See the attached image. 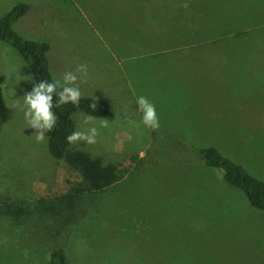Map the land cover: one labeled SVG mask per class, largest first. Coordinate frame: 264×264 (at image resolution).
<instances>
[{
	"label": "rangeland",
	"instance_id": "374dc122",
	"mask_svg": "<svg viewBox=\"0 0 264 264\" xmlns=\"http://www.w3.org/2000/svg\"><path fill=\"white\" fill-rule=\"evenodd\" d=\"M21 1L32 8L30 23L16 26L20 36L44 42L51 31H33V23L64 20L56 41H70V54L104 68L111 86L134 97L109 104L114 117L89 125L84 112L72 115L75 130L94 126L99 135L70 150L127 169L103 192L76 194L86 187L80 174L49 155V133L37 142L25 122L29 66L0 43L1 55L11 51L0 75V264H47L53 251L66 264H264V211L199 153L214 147L264 182V0ZM185 2L182 15L174 11ZM208 15L214 20L202 27ZM223 20L233 30L222 35L229 26ZM176 29L182 44L164 49L162 32ZM139 96L156 106L155 131L142 123ZM183 123L195 125L186 134L194 141H178ZM43 202L58 213H40ZM16 207L26 213H7Z\"/></svg>",
	"mask_w": 264,
	"mask_h": 264
},
{
	"label": "trees",
	"instance_id": "16d2710c",
	"mask_svg": "<svg viewBox=\"0 0 264 264\" xmlns=\"http://www.w3.org/2000/svg\"><path fill=\"white\" fill-rule=\"evenodd\" d=\"M29 9L30 6L28 4L19 3L0 18V42L11 46L26 61L33 76L34 83L40 80H48L51 82L53 79L49 73L47 59L48 44L46 42L25 39L13 29V23L23 17ZM224 13L227 14L226 12H222V14ZM213 20L214 18L208 15L201 23L202 27L206 22H212ZM220 21L216 20L214 22L218 24ZM224 23H228L229 26L226 30L220 31L222 35L233 30L230 28L232 26L230 21H224ZM206 26L209 27L208 25ZM213 28L214 32H216L217 28L215 24ZM212 31L209 28L207 34L209 35ZM199 36L197 40H205L206 36L201 38ZM56 99L54 97V101ZM93 104L96 106L95 108L91 107ZM53 111L57 115L58 120L56 128L47 137V150L52 158L55 160H63L70 169L77 171L86 183L85 189L75 190L76 194L82 193L83 191L100 193L120 181L127 172L126 168L119 165H105L101 158H94L87 152L81 150L72 151L70 150L71 144L66 141L67 135L75 131V123L72 115L76 111H82L96 118L111 117L112 113L106 102L99 99L81 97L79 105H73L71 103L59 105ZM199 153L201 160L207 167L221 170L225 182L243 191L252 207L264 211L263 181L256 179L248 174L243 167L223 157L214 147L203 148ZM39 211L40 213L46 214L58 213L56 207L45 204L44 202L41 204ZM7 213L14 217H19L24 215L26 210L20 207L8 208ZM47 264H66L63 252H51Z\"/></svg>",
	"mask_w": 264,
	"mask_h": 264
},
{
	"label": "crops",
	"instance_id": "0c3cea01",
	"mask_svg": "<svg viewBox=\"0 0 264 264\" xmlns=\"http://www.w3.org/2000/svg\"><path fill=\"white\" fill-rule=\"evenodd\" d=\"M21 2H22L21 0H0V18L5 13H7L9 10H11L14 6H16L17 4H19ZM34 6H35V3H34ZM34 6H33V8H34ZM31 8L32 7H30L28 12L23 17L19 18L17 21H15L13 23V29L15 31H16V26L21 25L20 23H22L26 26L25 21L29 22L27 20V17L31 11ZM174 11H177L182 15L184 9L182 6L180 8L174 7ZM62 21H64V20L59 19V18H51L48 21V24L45 28H42L40 26V24H41L40 21H38L37 24L33 23L34 26L32 28H30L33 31H39V30L51 31L50 37H44L42 39L44 40V42H46L48 44L47 59H48L49 73L51 75V78L53 80H61V82H62V77H63L65 72L72 71V72L76 73V68L78 65L82 64V61L88 62L85 58L79 57L76 54H74V55L70 54V53L75 52V50L72 49V47L70 45V41H64V40L63 41L62 40L56 41V38L59 37L60 30H63L61 27ZM38 24H39V26H37ZM162 34L169 37L167 40H164L165 42H160L163 45L166 44V46L163 47L164 49L171 50V48H174L175 45L182 44L183 38H182V35L178 33L177 29L174 32H166L165 31V32H162ZM49 38H51L52 40H54V39L55 40L49 41ZM176 38H180L181 42L178 43ZM0 43H3V42H0ZM4 44H6V43H4ZM183 44H184V42H183ZM54 47H55V51L52 52ZM50 52H51V54H50ZM10 53H11V51L8 49V52L6 53L5 56L0 54V72H1L0 75L3 74V68L7 66V64H5V60ZM111 59H112V64L114 65V67L116 69L119 66V61H117V65L115 66L114 57L112 56ZM18 66L21 68L22 71L25 72V68L22 64H18ZM114 67L111 66L110 70H113ZM102 69H104V68H102L101 66H96V65L92 64V66H88L87 77H81L80 73H76L77 76L80 77L76 83L79 86V89L82 93L81 97H88V98H94V99L102 100V101L106 102L107 106H109V104H112V103L114 104V106H118L120 104H125V103L132 104L134 94L131 93L130 90H122V89L118 90L117 89L118 84L113 83L114 86H111V84H109V79L104 77L101 74L103 72ZM18 71H20V70L18 69ZM97 72H99V75L97 74ZM3 76H5V74H3ZM114 80L117 81L118 79L116 80L114 78ZM113 104H112V106H113ZM113 117H114V115H113ZM194 128H195V125H193L192 123L191 124H186V123L180 124L178 126L179 131L176 132V135H178L177 137L180 138V139H178V141L182 142V143L194 141L192 138H186V136H188L186 134L193 133L192 130L194 131ZM82 144H84V142H82ZM96 158H99V157L97 156ZM259 159L261 160V165H263V167H264V157L260 156ZM259 159H257L256 161L258 162Z\"/></svg>",
	"mask_w": 264,
	"mask_h": 264
},
{
	"label": "clouds",
	"instance_id": "9594fccd",
	"mask_svg": "<svg viewBox=\"0 0 264 264\" xmlns=\"http://www.w3.org/2000/svg\"><path fill=\"white\" fill-rule=\"evenodd\" d=\"M187 8L188 3L181 5ZM76 73H80L81 77H87L88 66L80 64L76 68ZM72 71L64 73L61 80H40L34 83L31 91L23 95V105L21 110L24 113V119L28 127L35 129V139L37 142H43L46 138V133H51L57 125L58 117L53 111L59 105L71 103L79 105L82 93L77 85V80L80 78ZM54 97L57 99L54 101ZM138 110L142 113V123L145 127L155 131L159 128V117L157 115L156 106L151 103L147 97L139 96L136 100ZM91 107L95 108L93 104ZM95 117L84 114L82 123L84 125L92 124ZM109 121L103 119L101 127H107ZM99 135L96 127L89 128L86 132L75 130L66 137L69 144H77L84 142L87 145H92L97 142L96 137Z\"/></svg>",
	"mask_w": 264,
	"mask_h": 264
}]
</instances>
